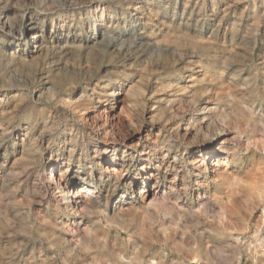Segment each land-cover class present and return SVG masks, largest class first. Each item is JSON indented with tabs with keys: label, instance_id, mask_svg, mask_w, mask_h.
Segmentation results:
<instances>
[{
	"label": "rangeland",
	"instance_id": "obj_1",
	"mask_svg": "<svg viewBox=\"0 0 264 264\" xmlns=\"http://www.w3.org/2000/svg\"><path fill=\"white\" fill-rule=\"evenodd\" d=\"M0 46V264H264V0H0Z\"/></svg>",
	"mask_w": 264,
	"mask_h": 264
},
{
	"label": "bare ground",
	"instance_id": "obj_2",
	"mask_svg": "<svg viewBox=\"0 0 264 264\" xmlns=\"http://www.w3.org/2000/svg\"><path fill=\"white\" fill-rule=\"evenodd\" d=\"M52 1V0H51ZM72 3V2H71ZM145 5L144 4H141V5H139V6H135V9L136 10H139L140 12H142L145 8ZM7 10V9H6ZM144 12V11H143ZM142 14V13H141ZM146 16V15H145ZM142 17V16H141ZM140 18V17H139ZM140 19H143V18H140ZM40 26V24H39V22H37V21H35L33 18H31V17H29V18H26L25 19V22H24V31H28V30H36L38 27ZM46 26V25H45ZM98 26V25H97ZM5 27V26H4ZM98 29V28H97ZM3 30H4V28H3ZM10 31V30H9ZM23 31V30H22ZM6 32V31H5ZM52 32H54V31H52ZM54 33H58V30H56V32H54ZM10 35V34H9ZM19 35V34H18ZM22 35V34H21ZM60 35V34H59ZM15 36V35H14ZM13 36V37H14ZM40 38V33L36 30L34 33H33V36H32V39L33 38ZM52 37V36H51ZM44 38V37H43ZM36 42V40L34 41V43ZM37 42H38V40H37ZM19 43V42H18ZM12 45V44H11ZM0 48H1V46H0ZM33 49H34V47H33ZM34 51V50H33ZM2 53H4V52H2ZM1 54V53H0ZM14 55V54H13ZM99 102V101H98ZM223 143H227L225 140L222 142V144ZM225 145V144H224ZM218 151H219V148L217 149V151H216V147H214L213 149H212V151H210V152H208V154H210L211 156H210V158L212 157V156H215V155H218ZM200 154H202V151H200ZM205 158L207 159L208 157L207 156H205ZM200 160V159H199ZM217 160V159H216ZM202 161V160H201ZM115 163H116V161H115ZM113 171H117V172H119V169H117V165H116V167L115 168H113ZM121 171V170H120ZM53 173V172H52ZM121 174V173H120ZM61 178H62V176H61ZM63 180H64V178H62ZM66 179V178H65ZM78 179V178H77ZM64 183V182H63ZM70 184V183H69ZM59 187L60 188H62L63 189V193L62 194H64V196H66L67 198H72V200L74 199V200H76L75 202H77L78 204H79V207H82L83 208V203L85 202V201H87L86 200V197H87V194L88 195H90V196H95L94 195V187H92V186H90V185H86L85 183L84 184H82L81 185V187H79V188H77V190H76V188H74V187H76V186H71V187H69L68 185L67 186H62V184L60 183L59 184ZM141 192H142V190H141ZM65 197V198H66ZM145 197V196H144Z\"/></svg>",
	"mask_w": 264,
	"mask_h": 264
}]
</instances>
